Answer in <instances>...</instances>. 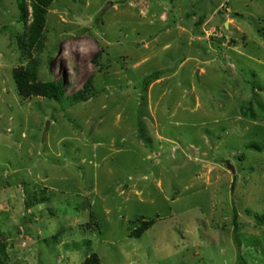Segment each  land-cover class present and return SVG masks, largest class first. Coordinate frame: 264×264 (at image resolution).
<instances>
[{
	"label": "rangeland",
	"instance_id": "rangeland-1",
	"mask_svg": "<svg viewBox=\"0 0 264 264\" xmlns=\"http://www.w3.org/2000/svg\"><path fill=\"white\" fill-rule=\"evenodd\" d=\"M32 1L0 0V264H264V0H54L30 47Z\"/></svg>",
	"mask_w": 264,
	"mask_h": 264
},
{
	"label": "trees",
	"instance_id": "trees-1",
	"mask_svg": "<svg viewBox=\"0 0 264 264\" xmlns=\"http://www.w3.org/2000/svg\"><path fill=\"white\" fill-rule=\"evenodd\" d=\"M54 0H33L32 8H33V21L31 23L29 29V43L30 47H34L39 43V37L42 36V31L44 28V16L45 10L49 6V4ZM22 19L26 21L27 12L26 6L23 3L18 4ZM32 73H36V69L33 67H29L26 69L16 70L13 73V79L17 86L18 93L23 98H29L31 96H40L44 97L48 100H52L55 102H61L64 98V93L61 88L63 85V80L58 82H47V83H39L34 84L31 80ZM160 77V72L156 71L145 78H143L141 83L142 92H145L148 86L157 80ZM91 87V79H88L85 84V89L88 90ZM72 104H76L85 100L83 94L81 92H77L68 98ZM247 149L253 150L255 152H264V146H260L258 144H250L247 146ZM234 218L236 217V212L233 213ZM256 220L258 225H264V215H256ZM152 221L143 222L141 228L137 229L133 232V236H139L143 233L144 230L148 229L152 226ZM83 264H101L97 255H91Z\"/></svg>",
	"mask_w": 264,
	"mask_h": 264
},
{
	"label": "water",
	"instance_id": "water-1",
	"mask_svg": "<svg viewBox=\"0 0 264 264\" xmlns=\"http://www.w3.org/2000/svg\"><path fill=\"white\" fill-rule=\"evenodd\" d=\"M109 6H110V5H107V6L104 8V10H107V9L109 8ZM224 167H225L227 170H230L232 174L235 173V170H234L233 166L231 165V163H230L229 161H226V162L224 163Z\"/></svg>",
	"mask_w": 264,
	"mask_h": 264
}]
</instances>
